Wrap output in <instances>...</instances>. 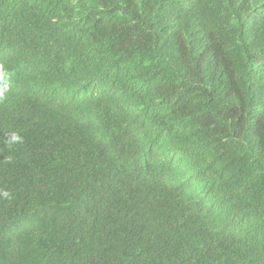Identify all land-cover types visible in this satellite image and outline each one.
Segmentation results:
<instances>
[{"label": "trees", "instance_id": "1", "mask_svg": "<svg viewBox=\"0 0 264 264\" xmlns=\"http://www.w3.org/2000/svg\"><path fill=\"white\" fill-rule=\"evenodd\" d=\"M0 264H264V0H0Z\"/></svg>", "mask_w": 264, "mask_h": 264}]
</instances>
